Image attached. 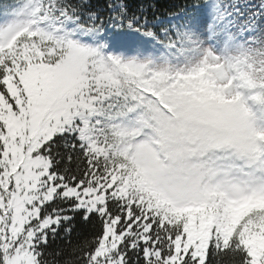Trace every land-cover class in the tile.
Returning <instances> with one entry per match:
<instances>
[{
    "label": "snow or ice",
    "instance_id": "1",
    "mask_svg": "<svg viewBox=\"0 0 264 264\" xmlns=\"http://www.w3.org/2000/svg\"><path fill=\"white\" fill-rule=\"evenodd\" d=\"M159 3L3 9L0 264H264V0Z\"/></svg>",
    "mask_w": 264,
    "mask_h": 264
},
{
    "label": "trees",
    "instance_id": "2",
    "mask_svg": "<svg viewBox=\"0 0 264 264\" xmlns=\"http://www.w3.org/2000/svg\"><path fill=\"white\" fill-rule=\"evenodd\" d=\"M11 2L12 0H0V8ZM139 2L140 0H130V4L133 10H135ZM191 3H194V0H160L159 11L156 13V15L161 19H166L168 18L169 12L178 10L179 7ZM92 234L93 230L91 226H88L86 228L78 222L77 229L72 235L71 242L66 245V249L68 251H71L73 247L81 245L82 242L86 238L91 237ZM61 246H64L63 242H61Z\"/></svg>",
    "mask_w": 264,
    "mask_h": 264
},
{
    "label": "rangeland",
    "instance_id": "3",
    "mask_svg": "<svg viewBox=\"0 0 264 264\" xmlns=\"http://www.w3.org/2000/svg\"><path fill=\"white\" fill-rule=\"evenodd\" d=\"M0 18H2V15L0 16Z\"/></svg>",
    "mask_w": 264,
    "mask_h": 264
}]
</instances>
